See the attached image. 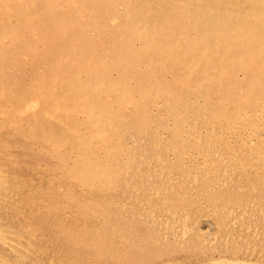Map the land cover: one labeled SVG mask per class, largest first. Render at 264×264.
Instances as JSON below:
<instances>
[{
	"label": "rangeland",
	"instance_id": "obj_1",
	"mask_svg": "<svg viewBox=\"0 0 264 264\" xmlns=\"http://www.w3.org/2000/svg\"><path fill=\"white\" fill-rule=\"evenodd\" d=\"M143 1L144 0H134L135 7L133 8L134 9L133 12L135 14L133 13V15H135L134 17H136L138 15V17L144 19L145 29L148 31V33H150V31L153 30L156 25H158L157 23L160 21V19L162 17L166 16V14L168 16L170 11H171V13L173 10L177 11L176 6L179 3L187 1V0H149L153 3V4L152 3H150V4H152L154 6V10L148 11V12H143V11H146V10H143L141 7ZM199 1L200 0H193V1L189 0V2H190L189 4H190V6L195 7ZM201 1L209 2L211 0H201ZM57 4L59 5L58 11H60V8L64 9V3L62 1L58 0ZM139 4H140V6H139ZM109 10L111 11V9H109ZM120 10L122 11L121 7H119L118 11H120ZM92 13L94 14L93 10L91 12H89L86 9H82V18H81L82 22L83 23L86 22L90 18V16L93 15ZM1 18H2V16H1ZM116 19H117V21H116V23H117L120 20V17H117ZM0 20H2V19H0ZM152 21H154V22H152ZM95 22L101 23L102 19L97 17V20H95ZM191 32L193 33V31L190 30L189 33L192 34ZM98 34L99 33L97 32V28L95 26L89 27L88 28V37H87L89 39L88 42L90 41L92 43L93 40L96 39ZM104 36H105L104 42L102 45H100L98 47V49H99V51L101 50L103 53L106 54V57H105L103 62H108L109 59H111L113 56L112 55L113 44H112L111 34L109 32L104 33ZM123 36H124V33H123ZM29 38L32 39L34 42H36V40H38V37H32L31 35H29ZM69 38H72V36H70ZM11 41H12V39H10V37H8V36L3 37L2 36L0 38V48L2 45L11 44L10 43ZM133 42H134V45L136 47H139L142 45V39L137 37V36H133ZM216 45H218V44H216ZM223 46L226 47V44ZM115 48H116V45H115ZM151 48H155V45L153 43L151 45ZM262 49H263V51H262ZM214 50L216 52V49H214ZM178 51H180V54L178 55V57H181V59L183 56H186V54L183 53L181 50H178ZM225 51H227V50H225ZM212 53H213L212 50L209 51L211 62L212 61L214 63L216 61L221 62V61H219V57H217V53H213V55H212ZM260 56H261L262 60L264 61V47H262L260 50ZM225 59L228 61H232L233 60V53L230 51H227L225 53ZM33 61H34V58L31 54L30 50H23L21 52L20 58L14 59L15 63L13 61H10L8 63L5 62L4 64H2L0 62V73L2 74V77L0 76L1 77L0 78V111H1L0 112V157H1L0 158V170H1L0 171L1 172L0 173V180L5 182V186H0V189L4 190L6 188L5 190L7 191V193H9L10 196L12 195L11 198L9 197L8 199H10V200L13 199V201H9L7 199L8 201L5 202L6 205L3 204L4 202L0 204V216L4 217L5 224L8 225L9 227H11V228H9L10 229L9 234L12 237V239H14L16 237L14 240L18 243L15 252L8 250V249H5L2 246H0V254L1 255L3 254V256L7 260H9L10 264L20 263V261H21L20 259H25V261H26L25 263H27V264H46V262H47V264H90V263L91 264H114V263L115 264H135L136 262H137L136 264H154V263L155 264H188V263L189 264H203V263L209 262L211 260H212L211 262L213 264H233L234 261H235L234 264H241V263L251 264V263H254L253 260L255 261L254 264H258V262H260L259 264L264 263V254H263L264 253V237H263L264 236V224H263L264 223V218H263L264 217V212H263L264 211V181H263L264 180V172H263L264 171V168H263L264 167V165H263L264 164V103H263L264 100L258 98V95L262 94L260 91V88L258 90L256 89L255 93H250V94H247L244 91V90H248V86L246 83L247 78L249 79V77L251 75H253L254 72L256 73L255 70H254V72H250V70H249L250 68L247 69V68L241 67V68H238V70L236 72H234L235 78L237 81L235 84V87L237 90L235 93H233V95L235 97H238V92H237L238 88H240L241 86L244 85V88H240L242 91L241 95H244L247 97L243 101H241L239 103L236 102L235 104L232 105V107L230 108L232 113L231 114L229 113L231 115L230 116L231 119L229 116L227 117L225 115H219V114L214 115L213 114V110L215 109V107H217L218 99L222 98L224 96V94H223V92H224V87H223L224 81H228L229 76H231V74L229 73V67L227 64H224V67L222 70L223 74H222V82L221 83L219 82L218 84L217 83L211 84V83H208L199 77L200 79H202L201 82L199 83V84H201V85H199V87L197 85L193 88H190L185 83L180 82L179 84L175 85L174 89L172 90V93H169L170 97L166 93H160V95L152 93L149 95L147 94V97L142 99L139 96V94H137L133 97L134 100L129 102V104H128V102L123 104V105H118L116 103H113L112 106L114 108L112 109L113 114H111L112 116L110 117L111 119L109 120L110 121L109 127L113 128L116 126L117 138H115L116 135H114V137H113L114 138L113 139V141H114L113 145L115 147L112 149L111 152H108V153L105 152L104 148L101 149L102 147H100V148H98L99 150L97 149V151L96 150L93 151L92 154L96 155L95 157H94V155L91 154L92 159L101 160L100 162H102V160H103L102 156L105 159H107V158L109 159L111 157L109 160L108 159L103 160V162L106 163V161H107V162L111 163V165L113 166L112 167L113 173L110 172L112 174L110 176L111 179H109V181H108L107 178L106 179L98 178V179H95V182H94V180H90V181L86 182L87 180H83V178L85 179L86 177L82 178V176H78L76 174V172H74L75 166L72 165V164H76L75 159L77 160V156H78V152H77V149L75 146V144H76V138L75 137H77V135L74 136L69 132L67 134L68 137L66 136L65 137L66 139L64 138V140H63L64 143L62 142V144H61L58 142L59 141L58 139L60 136L59 134L61 132V128L63 129V125L59 122L58 119L62 116H65V114H64L65 111H63L62 109L58 110L56 112V116L54 114L55 117H50L49 115H45L46 114L45 110H47L49 108V105L45 101H42L38 105V107L33 108L32 111H29V112L23 111L22 105L20 106L19 104H14L13 102L11 103V96L13 94L17 93L18 91L20 93H22L24 98H29V94H31V93L29 92V90L26 91V86H27L26 84L28 83V81L31 78V74L33 72V69L35 68V69H38L40 71H43L45 69L44 64H40L37 67H35L33 64ZM179 64H181L180 60L173 59V61L169 65L174 66L175 68H179L181 66ZM101 66H103V65H101ZM143 66H144V64L141 65V68H143ZM129 69L131 71H134L136 68L132 67ZM194 72L195 71H193L191 73V75L197 76L196 74H194ZM117 73H118L117 70H114L111 73V76L116 77V76H118ZM163 76H164V78L171 77L169 67H165V71H163L160 74V76L157 77V79L161 80L163 78ZM155 86H157V83H155ZM152 89L154 90L156 88H152ZM213 90H215V91H213ZM185 92H187V93H185ZM90 95H91L90 98H93V96H95L96 94H95V92L94 93L92 92V93H90ZM180 95H181V97H180ZM217 95H218V97H217ZM152 97H154V98H152ZM166 99H168V100H166ZM136 100H137V102H136ZM140 100H142V101H140ZM138 101H140V102H138ZM151 102H152V104H151ZM172 102H174V103H172ZM240 103H241V105H240ZM179 104H180V106H179ZM16 105H18V106H16ZM147 106H149V107H147ZM145 107H147V108H145ZM110 108H111V106H110ZM149 108L151 110L154 109V111L153 110L151 111ZM173 108H175V109H173ZM148 109L151 111V113ZM142 110H144V111H142ZM52 112H54V111H52ZM87 114L88 113H86V110L83 111L82 109H79V110L75 109L70 113L71 123H74L77 126H81L82 128L79 127L80 131L78 134L79 135L85 134V137H89L93 133V131L91 133V130H92V127L94 125L91 115L88 114L89 115L88 116ZM201 114H203V115H201ZM141 116H143V117H141ZM170 116H172V117H170ZM17 117H19V118H17ZM113 117H114V119H113ZM155 117L157 120L155 119ZM192 117H193V119H192ZM137 118H139V119H137ZM86 119H87V121H86ZM203 119H204V121H203ZM55 120H57V121H55ZM89 120H91V121L89 122ZM119 120H122V121H119ZM124 121H125V123H124ZM139 122H140V124H139ZM151 122H152V125H151ZM166 122H167V124H166ZM118 123H120V124H118ZM162 123H163V125H162ZM212 123H213V125H212ZM176 124H177V126H176ZM216 124H217V127H216ZM231 124H232V126H231ZM120 125H122V126H120ZM225 125H228V127L227 126L225 127ZM157 126H158V129H157ZM175 126H176V128H175ZM136 127H137V129H136ZM145 129H146V132H145ZM65 131H67L66 128H65ZM200 131H201V133H200ZM233 131H234V133H233ZM43 132H45L46 134H44ZM126 132H128V135L126 134ZM197 132H198V134H197ZM208 132L212 133V134H208ZM224 132H226V133H224ZM48 133L50 135H47ZM242 133L244 135H242ZM174 134L177 136H173ZM217 134H218V136H217ZM118 135H120V136H118ZM161 135H163V136H161ZM169 135H171V136H169ZM185 135L188 137H186ZM196 135H198V136H196ZM181 136H182V138H181ZM192 136H194L195 139ZM51 137H53V139ZM129 137H130V139H129ZM151 137H153V138H151ZM161 137H163V138H161ZM231 137H232V139H231ZM45 138L47 140L49 138V140L47 141ZM56 138H58V139H56ZM120 138H121V140H120ZM167 138H168V140H167ZM169 139H170V141H169ZM131 140H132V142H131ZM153 140H154V142H153ZM41 141H43V142H41ZM178 141H180V142H178ZM189 141L191 144L189 143ZM56 143L58 146L56 145ZM153 143L156 147L153 146ZM172 143H173V145H175V147H173ZM179 143H180V145H178ZM184 143L186 144V146ZM214 143H216V144L214 145ZM29 144L30 145L32 144L31 147ZM46 144H47V148H45ZM221 144L222 145L224 144V145L222 146ZM139 145H141V146H139ZM251 145H253V146H251ZM221 146H222V148H221ZM51 148L53 149V151ZM133 148L135 149V151ZM143 148H145V149H143ZM59 149H61V150H59ZM170 149H171V151H170ZM216 149H217V151H216ZM49 150H50V152H49ZM70 150H72V151H70ZM225 150H227V151H225ZM55 151H57V153ZM114 151H116V152H114ZM238 151H239V153H238ZM181 152L183 153V155ZM13 153H14V155H13ZM66 153H68V154H66ZM99 153L101 155H97ZM161 153H164V155ZM167 154H168V156L170 154L171 155L168 157ZM161 155H163V156H161ZM175 155H177L178 157ZM184 156H186V157H184ZM226 156H227V158H226ZM8 157L10 159H8ZM11 157H13V158H11ZM67 157L69 159L68 161H67ZM71 157H72L73 161L71 160ZM134 157H136V158H134ZM49 159H50V161H49ZM246 159H247V161H246ZM56 160L59 164L56 162ZM113 160H116V162ZM212 161H213V163H212ZM14 162H15V165H14ZM54 163L56 165H54ZM117 163H118V165H117ZM62 164L65 166H62ZM124 164H126V165H124ZM175 164H176V166H175ZM72 166H74V167H72ZM6 167L8 170H6ZM260 167L262 168V170ZM175 168H177V169H175ZM190 168H192V169H190ZM91 169H92L91 165H89L87 167V170L89 171ZM186 169L188 170V173H187ZM35 170H37V171H35ZM177 170H178V172H177ZM223 170H224V172H222ZM250 170H252L253 174H251ZM45 171H46V173H45ZM50 171H52V172H50ZM142 172H143V174H142ZM180 172L182 174H180ZM248 172H250V173H248ZM66 173H67L68 177H64V176H66ZM151 174H153V175H151ZM174 174H175V176H174ZM188 174H190V175H188ZM261 174L263 175V177ZM19 175L21 176V178ZM57 175H59V176H57ZM88 175L89 174H87V176ZM13 176H15V177H13ZM213 176H214V178H212ZM235 176H236V178H235ZM8 177H11L12 179L8 178ZM113 177H116V178L112 179ZM177 177H179L180 179ZM19 178L22 180H20ZM27 178H29L28 181L26 180ZM17 179H18V181H17ZM39 179H40V181H39ZM43 179L45 180L46 183L44 182ZM69 179H71V180H69ZM117 179H118V181H117ZM10 180H11V182H10ZM24 180L26 182H24ZM52 180H53V182H52ZM171 180L173 181V183ZM210 180H212V181H210ZM8 181L11 184H9ZM31 181H33V182H31ZM73 181L75 182V184ZM204 182H205V184H204ZM208 182L210 183V185ZM257 182H259V183H257ZM12 183H13V185H12ZM7 184H9V185H7ZM53 184L57 185V186H54ZM117 184H118V186H117ZM41 185H43V186H41ZM102 186H103V188H102ZM175 186H176V188H175ZM196 186H198V188ZM3 187H5V188H3ZM27 187H28V189H27ZM37 187H38V189H37ZM207 187H208V189H207ZM90 188H91V191H89ZM177 188H178V190H176ZM7 189H10L11 191L10 190L8 191ZM42 189H44L45 191ZM115 189H116V192H115ZM123 189H125V190H123ZM209 189H210V191H209ZM14 190H15V192H14ZM33 190H34V192H33ZM93 190H94V192H93ZM135 190H136V192H135ZM191 190H193V191H191ZM178 191H180V192L178 193ZM196 191H197V193H196ZM52 192H54V193H52ZM169 192H171V193H169ZM262 192H263V194H262ZM93 193H94V195H93ZM115 193L116 194L118 193V194L116 195ZM43 194H45V195H43ZM24 195L26 197H24ZM31 195H32V197H31ZM52 195H53V197H52ZM88 195H90V197ZM116 196H118V197H116ZM163 196H164V198H163ZM14 197L16 199H14ZM68 197H69V199H68ZM180 197H182V198L180 199ZM50 198L53 201H51ZM93 198H94V200H93ZM37 199H38V201H37ZM106 200H107V202H106ZM130 200H131V202H130ZM140 200H142L143 202ZM151 200H153V201H151ZM164 200H166V201L164 202ZM19 201H21V202H19ZM116 201H118V202H116ZM244 201H246V202H244ZM104 202L106 203V205ZM150 202H151V204H150ZM156 202H157V204H156ZM13 203H14V206H13ZM27 203L29 204V206ZM57 203H58V205H57ZM136 203H137V205H136ZM10 204H12V205H10ZM31 204L33 205V207ZM118 204H120L119 205L120 207L117 206ZM181 204H182V206H181ZM187 204H189V205H187ZM23 205H25V206H23ZM100 205H102V206H100ZM138 205H139V207H138ZM232 205H234V206H232ZM249 205H250V207H249ZM18 206H20V207H18ZM178 206H180V207H178ZM46 207H48V208H46ZM106 207H110V208H106ZM244 207H245V209H244ZM3 208H4V210H3ZM7 208H8V210H7ZM45 208H46V210H45ZM105 208H106V210H105ZM115 208H117V209H115ZM119 208H120V210H119ZM121 208H123V209H121ZM132 208H134V209H132ZM16 209H18V210H16ZM190 209L192 211H190ZM25 210H26V212H25ZM107 210H108V212H107ZM33 211H36V212H33ZM55 211H56V213H55ZM91 211H92V213H91ZM102 211H104V212L102 213ZM1 212H2V214H1ZM4 212H5V214H3ZM109 212H110V214H109ZM259 212H260V214H259ZM10 213H11V215H10ZM19 213L21 214V216ZM149 213H151V214H149ZM154 213H156V214L154 215ZM161 213H163V214H161ZM222 213H224V214L222 215ZM38 214H39V216H38ZM81 214H82V217H81ZM128 214H129V216H128ZM196 214H197V217L195 216ZM56 215H57V217H56ZM100 215L102 218L100 217ZM15 216H17V217H15ZM119 216H120V218H119ZM24 217L26 218V220L24 219ZM28 217H30V218H28ZM218 217H220V218H218ZM142 218H143V220H142ZM69 219H70V221H69ZM101 219H102V221H101ZM189 220H190V222H189ZM194 220H196V221H194ZM33 221H35V222H33ZM80 221H82L83 223ZM148 221H150V222H148ZM155 221L156 222L158 221V222L156 223ZM185 221H187V222H185ZM256 221H257V223H256ZM160 222H162V223L160 224ZM195 223H197V224H195ZM53 224L55 227L53 226ZM184 224H186V226L187 225H189V226L186 227V226H184ZM129 225L132 228H130ZM164 225H165V227H164ZM197 225H199V226H197ZM238 225H240V227ZM110 226H111V228H110ZM255 226H256V228H255ZM152 227H153V229H152ZM189 227H191L190 230H188ZM94 228H95V230H94ZM168 228H169V230H168ZM202 228H203V230H202ZM15 229L16 230L18 229V230L16 231ZM96 229H98V230H96ZM194 229H195V231H194ZM239 231H240V233H239ZM76 232H77V234H76ZM130 232H131V234H130ZM156 232H157V234H156ZM175 232L177 235L175 234ZM186 232H188V233H186ZM41 233H43V234H41ZM183 233H186L187 235L183 234ZM195 233H197L198 235H195ZM169 234H170V236H169ZM174 234H175V236H174ZM64 235H66V236H64ZM210 235H212V236H210ZM20 236H22V237H20ZM27 236L28 237L30 236V237L27 238ZM222 236H224V237H222ZM243 237L245 238L244 240H243ZM171 239H172V241H171ZM199 239H200V241H199ZM250 239H251V241H250ZM69 240H71V243ZM161 240H163V241H161ZM187 240H189V241H187ZM216 240H217V242H216ZM254 241H255V243H254ZM210 242H212V243H210ZM238 242H239V244H238ZM194 243H196V244L194 245ZM206 243H208V244H206ZM215 243L218 245V247ZM221 243L222 244L224 243V244L221 245ZM184 244H185V246H184ZM210 244L212 246H210ZM190 245H191V247H190ZM204 245H207L208 249H206L207 247H205ZM22 246H24V247H22ZM83 246H85V248ZM192 246H194V247H192ZM214 246L217 248H215ZM222 246H223V249H222ZM168 247L170 248V250ZM256 248H258V249H256ZM1 249H3V250H1ZM194 249H196V250H194ZM199 249L203 252H201ZM216 249H217V251H216ZM219 249H220V252H219ZM226 249H227V251H226ZM237 249H238V251H237ZM87 250H90V252ZM95 250L97 251V254H96ZM28 251L30 253H27ZM224 251H226V252H224ZM8 252H9V254H8ZM186 252H187V254H186ZM214 252L215 253L217 252V253L215 254ZM4 253H6V254L4 255ZM205 253H207V254H205ZM250 253H252V254H250ZM63 254L65 256H63ZM181 254H182V256H181ZM203 254H204L205 258L203 257ZM85 255H87V256H85ZM183 255L186 258H184ZM190 255H192V256H190ZM94 256H95V258H94ZM87 257H88V259H87ZM173 257L175 258V260ZM187 258L189 260L191 258V260L189 261ZM193 258H195V260ZM220 258H221V260H220ZM13 259H15V261ZM33 259H35V260H33ZM199 259L203 262H201ZM27 260H29V261H27ZM47 260L48 261L51 260V262L50 261L48 262ZM112 261H113V263H112ZM228 261H230V262H228ZM256 261H258V262L256 263ZM190 262H192V263H190Z\"/></svg>",
	"mask_w": 264,
	"mask_h": 264
},
{
	"label": "bare ground",
	"instance_id": "obj_2",
	"mask_svg": "<svg viewBox=\"0 0 264 264\" xmlns=\"http://www.w3.org/2000/svg\"><path fill=\"white\" fill-rule=\"evenodd\" d=\"M64 3V9L60 8L58 0H0V38L8 36L12 41L9 45H2L0 48V62L4 64L14 59L20 58L23 50H30L34 61L33 64L37 67L40 64L45 65V69L40 71L33 69L31 78L26 84V91L29 90V98H24L19 91L11 96V103L22 105L23 111H32L33 108L45 101L49 108L45 110L46 114L50 117H55L58 110L65 111V116L60 117L58 120L63 125L61 128L59 143H64V138L70 132L72 135H77L76 149L78 152L74 172L78 176L86 177L83 180H90L103 178L111 179L112 165L111 163L103 162L101 160H94L91 158L93 151L98 148H104L105 152H111L115 147L113 145V137L116 135V126L111 128L110 117L112 116L113 103L123 105L131 102L133 97L137 94L144 99L147 94L172 93L176 84L185 83L188 87L193 88L199 84L201 80L208 83H221L222 70L224 64L229 67L228 81H224V96L217 101V107L213 110V114L231 116V107L236 102L243 101L247 96L241 95V89L244 85L238 88V97L233 93L236 92V78L234 72L238 68H247L253 75L247 78L248 90L245 93H255L256 89L260 88L262 94L258 95L259 99L264 100V61L260 56V50L264 47V0H211L199 1L195 7L190 6L189 0L179 3L176 6L177 11L169 12L168 16L162 17L153 30L148 33L145 29L144 19L134 17L133 11L135 7L134 0H60ZM193 1V0H192ZM142 2V1H141ZM151 1L144 0L141 7L143 12L154 10ZM141 4V3H140ZM139 4V6H140ZM121 5V6H120ZM121 7L122 11H118ZM82 9L89 12L92 10L94 14L86 22H82ZM111 9V11L109 10ZM141 9V10H142ZM138 13V12H137ZM135 14V13H134ZM145 14V13H144ZM150 14V13H149ZM148 15V14H147ZM2 16V18H1ZM141 16V15H140ZM98 18L102 19L101 23L95 22ZM117 17L120 20L116 23ZM142 17V16H141ZM146 17V16H145ZM143 19V20H142ZM147 20V19H146ZM145 20V21H146ZM101 21V20H100ZM148 21V20H147ZM150 22V21H149ZM154 22V21H152ZM147 24V23H146ZM151 24V23H150ZM153 24V23H152ZM148 25V24H147ZM96 27L99 33L95 40L91 43L88 42V28ZM147 28V27H146ZM149 28V27H148ZM193 31L192 34L189 32ZM195 30V31H194ZM111 34L113 52L112 58L108 62H103L106 54L98 47L103 44L105 36L104 33ZM124 33V36H123ZM194 34V35H193ZM38 37L34 42L29 38ZM72 36V38H69ZM133 36L142 39V45L136 47L133 42ZM152 43L155 48H151ZM218 44V45H216ZM226 44V47L223 45ZM116 45V48H115ZM216 49V52L215 50ZM181 50L186 56L178 57ZM217 53L219 61L215 63L209 55V51ZM233 53V60L228 61L225 59L227 51ZM263 51V49H262ZM212 53V55H213ZM215 56V55H214ZM173 59L181 61L179 68L170 66L169 64ZM15 63V62H14ZM144 64L143 68L141 65ZM103 65V66H101ZM140 65V66H139ZM135 67L134 71L129 68ZM165 67H169L171 77H166L163 80H158L157 77L165 71ZM193 69V70H192ZM117 70L118 76L113 77L111 73ZM194 72L197 76L191 75ZM226 71V70H225ZM249 72V73H250ZM237 74V73H236ZM2 77V74L0 73ZM0 77V78H1ZM202 79H200V78ZM200 79V80H199ZM263 80V81H262ZM203 82V81H202ZM157 83V86H155ZM155 86V87H154ZM263 87V88H262ZM156 88V89H152ZM219 88V87H218ZM178 89V88H177ZM202 89V88H201ZM215 91V90H213ZM95 92V96L90 98V93ZM210 92V91H209ZM187 93V92H185ZM215 94V93H214ZM182 95V94H181ZM180 95V97H181ZM209 95V94H208ZM216 95V94H215ZM27 97V96H26ZM137 97V96H136ZM157 97V96H156ZM170 97V96H169ZM189 97V96H188ZM215 97V96H214ZM218 97V95H217ZM140 98V99H141ZM154 98V97H152ZM164 98V97H163ZM172 99V98H171ZM177 99V98H176ZM156 100V99H155ZM168 100V99H166ZM182 100V99H181ZM142 101V100H140ZM138 101V102H140ZM152 101V100H151ZM177 101V100H176ZM187 101V100H186ZM2 102V101H1ZM137 102V100H136ZM150 102V101H149ZM178 102V101H177ZM182 102V101H181ZM188 102V101H187ZM4 103V102H3ZM166 103V102H165ZM174 103V102H172ZM214 103V102H213ZM251 103V102H250ZM259 103V102H258ZM264 103V102H263ZM145 104V103H144ZM143 104V105H144ZM152 104V102H151ZM187 104V103H186ZM195 104V103H194ZM207 104V103H206ZM140 105V104H139ZM138 105V106H139ZM148 105V104H147ZM156 105V104H155ZM166 105V104H165ZM175 105V104H174ZM173 105V106H174ZM178 105V104H177ZM188 105V104H187ZM241 105V103H240ZM18 106V105H16ZM111 106V108H110ZM141 106V105H140ZM168 106V105H167ZM180 106V104H179ZM51 107V108H50ZM123 107V106H122ZM125 107V106H124ZM149 107V106H147ZM145 107V108H147ZM154 107V106H153ZM178 107V106H177ZM20 108V107H19ZM118 108V107H117ZM254 108V107H253ZM82 109L91 115L93 119V127L89 137L85 134H78L81 126L71 123L70 113L73 110ZM121 109V108H120ZM124 109V108H123ZM150 109V108H149ZM148 109V110H149ZM175 109V108H173ZM193 109V108H192ZM198 109V108H197ZM248 109V108H247ZM133 110V109H132ZM146 110V109H145ZM151 110V109H150ZM149 110V111H150ZM154 111V109H152ZM151 110V111H152ZM156 110V109H155ZM168 110V109H167ZM54 111V112H52ZM81 111V110H80ZM125 111V110H124ZM144 111V110H142ZM148 111V112H149ZM150 111V113H151ZM160 111V110H159ZM169 111V110H168ZM1 112V111H0ZM165 112V111H164ZM176 112V111H175ZM205 112V111H204ZM35 113V112H34ZM44 113V112H43ZM120 113V112H119ZM124 113V112H123ZM159 113V112H158ZM162 113V112H161ZM179 113V112H178ZM187 113V112H186ZM202 113V112H201ZM230 113V114H229ZM246 113V112H245ZM55 114V116H54ZM87 114V115H88ZM116 114V113H115ZM140 114V113H139ZM155 114V113H154ZM181 114V113H180ZM179 114V115H180ZM210 114V113H209ZM44 115V116H45ZM60 115V114H59ZM88 115V116H89ZM141 115V114H140ZM148 115V114H147ZM170 115V114H169ZM188 115V114H187ZM203 115V114H201ZM255 115V114H254ZM40 116V115H39ZM76 116V115H75ZM118 116V115H117ZM116 116V117H117ZM152 116V115H151ZM158 116V115H157ZM47 117V116H46ZM119 117V116H118ZM140 117V116H139ZM143 117V116H141ZM160 117V116H159ZM163 117V116H162ZM167 117V116H166ZM172 117V116H170ZM19 118V117H17ZM169 118V117H168ZM167 118V119H168ZM181 118V117H180ZM187 118V117H186ZM53 119V118H52ZM114 119V117H113ZM112 119V120H113ZM122 119V118H121ZM126 119V118H125ZM139 119V118H137ZM154 119V118H153ZM156 119V117H155ZM161 119V118H160ZM166 119V118H165ZM172 119V118H171ZM193 119V117H192ZM212 119V118H211ZM218 119V118H217ZM231 119V117H230ZM51 120V119H50ZM129 120V119H128ZM157 120V119H156ZM164 120V119H163ZM184 120V119H183ZM196 120V119H195ZM207 120V119H206ZM57 121V120H55ZM77 121V120H76ZM87 121V119H86ZM91 120H89L90 122ZM122 121V120H119ZM131 121V120H130ZM172 121V120H171ZM204 121V119H203ZM236 121V120H235ZM74 122V121H73ZM138 122V121H137ZM147 122V121H146ZM163 122V121H162ZM173 122V121H172ZM192 122V121H191ZM114 123V122H113ZM125 123V121H124ZM123 123V124H124ZM164 123V122H163ZM162 123V125H163ZM43 124V123H42ZM89 124V123H88ZM120 124V123H118ZM140 124V122H139ZM159 124V123H158ZM167 124V122H166ZM173 124V123H172ZM208 124V123H207ZM114 125V124H113ZM138 125V124H137ZM152 125V122H151ZM190 125V124H189ZM199 125V124H198ZM213 125V123H212ZM248 125V124H247ZM258 125V124H257ZM39 126V125H38ZM122 126V125H120ZM161 126V125H160ZM168 126V125H167ZM177 126V124H176ZM175 126V128H176ZM184 126V125H183ZM195 126V125H194ZM211 126V125H210ZM224 126V125H223ZM228 125H225V127ZM232 126V124H231ZM80 127V128H79ZM144 127V126H143ZM149 127V126H148ZM152 127V126H151ZM156 127V126H155ZM164 127V126H163ZM169 127V126H168ZM188 127V126H187ZM200 127V126H199ZM217 127V124H216ZM41 128V127H40ZM50 128V127H49ZM65 128L67 131H65ZM145 128V127H144ZM162 128V127H161ZM179 128V127H178ZM194 128V127H193ZM208 128V127H207ZM246 128V127H245ZM254 128V127H253ZM47 129V128H46ZM60 129V128H59ZM124 129V128H123ZM134 129V128H133ZM137 129V127H136ZM156 129V128H155ZM158 129V126H157ZM168 129V128H167ZM166 129V130H167ZM131 130V129H130ZM129 130V131H130ZM142 130V129H141ZM140 130V131H141ZM193 130V129H192ZM219 130V129H218ZM244 130V129H243ZM252 130V129H251ZM256 130V129H255ZM42 131V130H41ZM48 131V130H47ZM88 131V130H87ZM136 131V130H135ZM149 131V130H148ZM162 131V130H161ZM173 131V130H172ZM238 131V130H237ZM146 132V129H145ZM159 132V131H158ZM189 132V131H188ZM187 132V133H188ZM199 132V131H198ZM197 132V134H198ZM243 132V131H242ZM13 133V132H12ZM46 134L45 132H43ZM139 133V132H138ZM167 133V132H166ZM178 133V132H177ZM184 133V132H183ZM201 133V131H200ZM219 133V132H218ZM226 133V132H224ZM232 133V132H231ZM234 133V131H233ZM246 133V132H245ZM263 133V132H262ZM52 134V133H51ZM89 134V133H88ZM124 134V133H123ZM128 135V132H126ZM137 134V133H136ZM135 134V135H136ZM160 134V133H159ZM192 134V133H191ZM196 134V133H195ZM204 134V133H203ZM208 134H212L209 133ZM47 135H50L49 133ZM46 135V136H47ZM54 135V134H53ZM183 135V134H182ZM206 135V134H205ZM220 135V134H219ZM222 135V134H221ZM242 135H244L242 133ZM87 136V135H86ZM120 136V135H118ZM155 136V135H154ZM153 136V137H154ZM163 136V135H161ZM171 136V135H169ZM177 136V135H173ZM184 136V135H183ZM186 136V135H185ZM198 136V135H196ZM200 136V135H199ZM211 136V135H210ZM218 136V134H217ZM241 136V135H240ZM258 136V135H257ZM34 137V136H33ZM50 137V136H49ZM68 137V136H67ZM70 137V136H69ZM125 137V136H124ZM151 137V138H153ZM159 137V136H158ZM188 137V136H186ZM194 138V136H192ZM229 137V136H228ZM242 137V136H241ZM240 137V138H241ZM253 137V136H252ZM251 137V138H252ZM43 138V137H42ZM53 139V137H51ZM117 138V135L116 137ZM163 138V137H161ZM176 138V137H175ZM182 138V136H181ZM191 138V137H190ZM206 138V137H205ZM46 139V138H45ZM66 139V138H65ZM127 139V138H126ZM130 139V137H129ZM134 139V138H133ZM195 139V138H194ZM197 139V138H196ZM225 139V138H224ZM232 139V137H231ZM239 139V138H238ZM245 139V138H244ZM26 140V139H25ZM43 140V139H42ZM47 140V139H46ZM49 140V138H48ZM47 140V141H48ZM116 140V139H115ZM121 140V138H120ZM162 140V139H161ZM168 140V138H167ZM188 140V139H187ZM186 140V141H187ZM229 140V139H228ZM28 141V140H27ZM34 141V140H33ZM44 141V140H43ZM41 141V142H43ZM61 141V142H60ZM129 141V140H128ZM134 141V140H133ZM140 141V140H139ZM170 141V139H169ZM174 141V140H173ZM184 141V140H183ZM191 141V140H190ZM189 141V143H190ZM203 141V140H202ZM205 141V140H204ZM250 141V140H249ZM31 142V141H30ZM38 142V141H37ZM132 142V140H131ZM154 142V140H153ZM156 142V141H155ZM164 142V141H163ZM167 142V141H166ZM175 142V141H174ZM180 142V141H178ZM225 142V141H224ZM233 142V141H232ZM239 142V141H238ZM243 142V141H242ZM127 143V142H126ZM162 143V142H161ZM169 143V142H168ZM171 143V142H170ZM176 143V142H175ZM207 143V142H206ZM217 143V142H216ZM214 143V145L216 144ZM235 143V142H234ZM37 144V143H36ZM40 144V143H39ZM44 144V143H43ZM60 144V145H61ZM149 144V143H148ZM166 144V143H165ZM185 144V143H184ZM191 144V143H190ZM204 144V143H203ZM212 144V143H211ZM219 144V143H218ZM226 144V143H225ZM233 144V143H232ZM30 145V144H29ZM32 145V144H31ZM30 145V147H31ZM45 145V144H44ZM57 145V143H56ZM73 145V144H72ZM71 145V146H72ZM143 145V144H142ZM150 145V144H149ZM148 145V146H149ZM173 145V143H172ZM180 145V143L178 144ZM222 145V144H221ZM224 145V144H223ZM222 145V146H223ZM235 145V144H234ZM233 145V146H234ZM43 146V145H42ZM53 146V145H52ZM58 146V145H57ZM126 146V145H125ZM137 146V145H136ZM141 146V145H139ZM153 146L156 147L153 143ZM186 146V144H185ZM221 146V148H222ZM243 146V145H242ZM253 146V145H251ZM18 147V146H17ZM29 147V146H28ZM55 147V146H54ZM169 147V146H168ZM175 147V145H173ZM228 147V146H227ZM232 147V146H231ZM262 147V146H261ZM8 148V147H7ZM33 148V147H32ZM47 148V144L46 147ZM124 148V147H123ZM130 148V147H129ZM128 148V149H129ZM142 148V147H141ZM158 148V147H157ZM156 148V149H157ZM162 148V147H161ZM207 148V147H206ZM243 148V147H242ZM254 148V147H253ZM10 149V148H9ZM52 149V148H51ZM73 149V148H72ZM75 149V148H74ZM121 149V148H120ZM125 149V148H124ZM134 149V148H133ZM145 149V148H143ZM155 149V150H156ZM163 149V148H162ZM161 149V150H162ZM178 149V148H177ZM191 149V148H190ZM240 149V148H239ZM24 150V149H23ZM61 150V149H59ZM99 150V149H98ZM150 150V149H149ZM174 150V149H173ZM207 150V149H206ZM230 150V149H229ZM228 150V151H229ZM232 150V149H231ZM53 151V149H52ZM72 151V150H70ZM135 151V149H134ZM158 151V150H157ZM171 151V149H170ZM217 151V149H216ZM227 151V150H225ZM234 151V150H233ZM242 151V150H241ZM10 152V151H9ZM28 152V151H27ZM50 152V150H49ZM57 153V151H55ZM69 152V151H68ZM116 152V151H114ZM127 152V151H126ZM141 152V151H140ZM183 152V151H182ZM181 152V153H182ZM257 152V151H256ZM12 153V152H11ZM52 153V152H51ZM98 153V152H97ZM138 153V152H137ZM148 153V152H147ZM146 153V154H147ZM152 153V152H151ZM176 153V152H175ZM228 153V152H227ZM239 153V151H238ZM258 153V152H257ZM2 154V153H1ZM68 154V153H66ZM71 154V153H70ZM69 154V155H70ZM74 154V153H73ZM131 154V153H130ZM140 154V153H139ZM164 155V153H161ZM213 154V153H212ZM220 154V153H219ZM5 155V154H4ZM14 155V153H13ZM23 155V154H22ZM46 155V154H45ZM94 155V154H92ZM97 155H101L100 153ZM152 155V154H151ZM154 155V154H153ZM161 155V156H163ZM171 155V154H170ZM169 155V156H170ZM183 155V153H182ZM199 155V154H198ZM236 155V154H235ZM242 155V154H241ZM260 155V154H259ZM8 156V155H7ZM68 156V155H67ZM96 155H94L95 157ZM134 156V155H133ZM168 156V154H167ZM168 156V157H169ZM177 156V155H175ZM174 156V157H175ZM192 156V155H191ZM255 156V155H254ZM117 157V156H116ZM131 157V156H130ZM156 157V156H155ZM158 157V156H157ZM178 157V156H177ZM186 157V156H184ZM219 157V156H218ZM243 157V156H242ZM1 158V157H0ZM13 158V157H11ZM45 158V157H44ZM76 158V157H75ZM100 158V157H99ZM111 158V157H110ZM109 158V159H110ZM115 158V157H114ZM113 158V159H114ZM132 158V157H131ZM136 158V157H134ZM159 158V157H158ZM182 158V157H181ZM216 158V157H215ZM227 158V156H226ZM232 158V157H231ZM246 158V157H245ZM249 158V157H248ZM261 158V157H260ZM7 159V158H6ZM8 159H10L8 157ZM42 159V158H41ZM108 159V158H107ZM105 159V160H107ZM108 159V160H109ZM126 159V158H125ZM129 159V158H128ZM148 159V158H147ZM153 159V158H152ZM156 159V158H155ZM177 159V158H176ZM208 159V158H207ZM211 159V158H210ZM214 159V158H213ZM67 157V161H68ZM72 160V157H71ZM94 160V161H93ZM124 160V159H123ZM145 160V159H144ZM193 160V159H192ZM212 160V159H211ZM230 160V159H229ZM2 161V160H1ZM47 161V160H46ZM50 161V159H49ZM63 161V160H62ZM73 161V160H72ZM116 162V160H113ZM125 161V160H124ZM146 161V160H145ZM150 161V160H149ZM156 161V160H155ZM166 161V160H165ZM247 161V159H246ZM249 161V160H248ZM258 161V160H257ZM53 162V161H52ZM57 162V160H56ZM137 162V161H136ZM147 162V161H146ZM172 162V161H171ZM184 162V161H183ZM211 162V161H210ZM229 162V161H228ZM237 162V161H236ZM58 163V162H57ZM143 163V162H142ZM150 163V162H149ZM168 163V162H167ZM178 163V162H177ZM176 163V164H177ZM181 163V162H180ZM213 163V161H212ZM232 163V162H231ZM240 163V162H239ZM251 163V162H250ZM59 164V163H58ZM127 164V163H126ZM124 164V165H126ZM175 164V166H176ZM183 164V163H182ZM261 164V163H260ZM15 165V162H14ZM54 165H56L54 163ZM69 165V164H68ZM91 165V170L87 167ZM118 165V163H117ZM153 165V164H152ZM155 165V164H154ZM162 165V164H161ZM208 165V164H207ZM232 165V164H231ZM264 165V164H263ZM62 166H65L62 164ZM72 166V167H74ZM3 167V166H2ZM9 167V166H8ZM17 167V166H16ZM26 167V166H25ZM60 167V166H59ZM202 167V166H201ZM64 168V167H63ZM139 168V167H138ZM142 168V167H141ZM146 168V167H145ZM149 168V167H148ZM160 168V167H159ZM168 168V167H167ZM184 168V167H183ZM188 168V167H187ZM217 168V167H216ZM224 168V167H223ZM229 168V167H228ZM243 168V167H242ZM261 168V167H260ZM264 168V167H263ZM4 169V168H3ZM130 169V168H129ZM132 169V168H131ZM150 169V168H149ZM177 169V168H175ZM180 169V168H179ZM178 169V170H179ZM192 169V168H190ZM199 169V168H198ZM249 169V168H248ZM6 170L7 167H6ZM39 170V169H38ZM94 170V171H93ZM114 170V169H113ZM123 170V169H122ZM141 170V169H140ZM172 170V169H171ZM174 170V169H173ZM177 170V172H178ZM187 170V169H186ZM218 170V169H217ZM253 170V169H252ZM251 171V174L252 173ZM262 170V168H261ZM1 171V170H0ZM11 171V170H10ZM9 171V172H10ZM37 171V170H35ZM145 171V170H144ZM176 171V170H175ZM180 171V170H179ZM213 171V170H212ZM28 172V171H27ZM42 172V171H41ZM52 172V171H50ZM89 172V173H88ZM111 172V173H110ZM117 172V171H116ZM176 172V173H177ZM185 172V171H184ZM192 172V171H191ZM206 172V171H205ZM224 172V170L222 171ZM243 172V171H242ZM241 172V173H242ZM258 172V171H257ZM264 172V171H263ZM1 173V172H0ZM15 173V172H14ZM13 173V174H14ZM46 173V171H45ZM115 173V172H114ZM136 173V172H135ZM151 173V172H150ZM153 173V172H152ZM188 173V170H187ZM203 173V172H202ZM221 173V172H220ZM250 173V172H248ZM255 173V172H254ZM17 174V173H16ZM65 174V173H64ZM87 174H89L87 176ZM118 174V173H117ZM143 174V172H142ZM180 174H182L180 172ZM179 174V175H180ZM207 174V173H206ZM213 174V173H212ZM225 174V173H224ZM223 174V175H224ZM237 174V173H236ZM7 175V174H6ZM22 175V174H21ZM53 175V174H52ZM60 175V174H59ZM57 175V176H59ZM145 175V174H144ZM147 175V174H146ZM153 175V174H151ZM190 175V174H188ZM194 175V174H193ZM255 175V174H254ZM262 175V174H261ZM260 175V176H261ZM17 176V175H16ZM20 176V175H19ZM31 176V175H30ZM64 176V175H63ZM148 176V175H147ZM150 176V175H149ZM161 176V175H160ZM159 176V177H160ZM175 176V174H174ZM187 176V175H186ZM215 176V175H214ZM214 176L212 178H214ZM6 177V176H5ZM15 177V176H13ZM68 177L67 173L66 176ZM117 177V176H116ZM113 177L112 179L116 178ZM134 177V176H133ZM188 177V176H187ZM190 177V176H189ZM200 177V176H199ZM233 177V176H232ZM263 177V175H262ZM7 178V177H6ZM11 178V177H8ZM17 178V177H16ZM15 178V179H16ZM21 178V176H20ZM19 178V179H20ZM24 178V177H23ZM31 178V177H30ZM33 178V177H32ZM54 178V177H53ZM73 178V177H72ZM77 178V177H76ZM75 178V179H76ZM121 178V177H120ZM179 178V177H177ZM191 178V177H190ZM206 178V177H205ZM211 178V179H212ZM236 178V176H235ZM12 179V178H11ZM29 178L26 180L28 181ZM47 179V178H46ZM50 179V178H49ZM58 179V178H57ZM147 179V178H146ZM173 179V178H172ZM180 179V178H179ZM201 179V178H200ZM226 179V178H225ZM244 179V178H243ZM263 179V178H262ZM5 180V179H4ZM22 180V179H20ZM44 180V179H43ZM54 180V179H53ZM52 180V182H53ZM71 180V179H69ZM123 180V179H122ZM121 180V181H122ZM151 180V179H150ZM202 180V179H201ZM256 180V179H255ZM258 180V179H257ZM6 181V180H5ZM18 181V179H17ZM35 181V180H34ZM38 181V180H37ZM40 181V179H39ZM38 181V182H39ZM58 181V180H57ZM78 181V180H77ZM111 181V180H110ZM118 181V179H117ZM132 181V180H131ZM172 181V180H171ZM212 181V180H210ZM264 181V180H263ZM7 182V181H6ZM11 182V180H10ZM13 182V181H12ZM22 182V181H21ZM24 182H26L24 180ZM30 182V181H29ZM33 182V181H31ZM45 182V180H44ZM60 182V181H59ZM70 182V181H69ZM74 182V181H73ZM100 182V181H99ZM114 182V181H113ZM112 182V183H113ZM126 182V181H125ZM137 182V181H136ZM189 182V181H188ZM230 182V181H229ZM254 182V181H253ZM9 183V181H8ZM23 183V182H22ZM46 183V182H45ZM51 183V182H50ZM49 183V184H50ZM110 183V182H109ZM118 183V182H117ZM133 183V182H132ZM173 183V181H172ZM209 183V182H208ZM259 183V182H257ZM11 184V183H9ZM7 184V185H9ZM48 184V185H49ZM75 184V182H74ZM73 184V185H74ZM88 184V183H87ZM130 184V183H129ZM148 184V183H147ZM182 184V183H181ZM205 184V182H204ZM212 184V183H211ZM224 184V183H223ZM229 184V183H228ZM246 184V183H245ZM13 185V183H12ZM29 185V184H28ZM31 185V184H30ZM54 185V184H53ZM104 185V184H103ZM114 185V184H113ZM112 185V186H113ZM128 185V184H127ZM174 185V184H173ZM183 185V184H182ZM210 185V183H209ZM216 185V184H215ZM214 185V186H215ZM251 185V184H250ZM0 186H5V182L0 180ZM22 186V185H21ZM24 186V185H23ZM43 186V185H41ZM57 186V185H54ZM70 186V185H69ZM92 186V185H91ZM118 186V184H117ZM134 186V185H133ZM132 186V187H133ZM149 186V185H148ZM207 186V185H206ZM231 186V185H230ZM238 186V185H237ZM252 186V185H251ZM7 187V186H6ZM33 187V186H32ZM36 187V186H35ZM40 187V186H39ZM98 187V186H97ZM96 187V188H97ZM100 187V186H99ZM108 187V186H107ZM115 187V186H114ZM120 187V186H119ZM169 187V186H168ZM173 187V186H172ZM184 187V186H183ZM198 188V186H196ZM204 187V186H203ZM213 187V186H212ZM216 187V186H215ZM232 187V186H231ZM242 187V186H241ZM5 188V187H3ZM23 188V187H22ZM58 188V187H57ZM103 188V186H102ZM116 188V187H115ZM130 188V187H129ZM134 188V187H133ZM138 188V187H137ZM161 188V187H160ZM176 188V186H175ZM180 188V187H179ZM236 188V187H235ZM253 188V187H252ZM262 188V187H261ZM6 189V188H5ZM0 189V204L6 205V201H13L8 199L11 196L6 190ZM13 189V188H12ZM16 189V188H15ZM20 189V188H19ZM28 189V187H27ZM38 189V187H37ZM79 189V188H78ZM108 189V188H107ZM106 189V190H107ZM200 189V188H199ZM208 189V187H207ZM214 189V188H213ZM8 191L10 189H7ZM24 190V189H23ZM44 190V189H42ZM59 190V189H58ZM81 190V189H80ZM97 190V189H96ZM99 190V189H98ZM101 190V189H100ZM105 190V191H106ZM109 190V189H108ZM113 190V189H112ZM125 190V189H123ZM128 190V189H127ZM130 190V189H129ZM167 190V189H166ZM169 190V189H168ZM178 190V188L176 189ZM202 190V189H201ZM232 190V189H231ZM259 190V189H258ZM11 191V190H10ZM45 191V190H44ZM60 191V190H59ZM91 191V188L90 190ZM104 191V192H105ZM173 191V190H172ZM187 191V190H186ZM193 191V190H191ZM204 191V190H203ZM210 191V189H209ZM212 191V190H211ZM228 191V190H227ZM15 192V190H14ZM28 192V191H27ZM34 192V190H33ZM75 192V191H74ZM94 192V190H93ZM107 192V191H106ZM109 192V191H108ZM116 192V189H115ZM136 192V190H135ZM162 192V191H161ZM160 192V193H161ZM175 192V191H174ZM177 192V191H176ZM180 191H178L179 193ZM199 192V191H198ZM216 192V191H215ZM214 192V193H215ZM223 192V191H222ZM257 192V191H256ZM19 193V192H18ZM54 193V192H52ZM59 193V192H58ZM57 193V194H58ZM97 193V192H96ZM123 193V192H122ZM146 193V192H145ZM153 193V192H152ZM171 193V192H169ZM186 193V192H185ZM191 193V192H190ZM197 193V191H196ZM200 193V192H199ZM254 193V192H253ZM22 194V193H21ZM26 194V193H25ZM37 194V193H36ZM116 194V193H115ZM118 194V193H117ZM116 194V195H117ZM133 194V193H132ZM151 194V193H150ZM163 194V193H162ZM175 194V193H174ZM208 194V193H207ZM263 194V192H262ZM14 195V194H13ZM27 195V194H26ZM38 195V194H37ZM45 195V194H43ZM70 195V194H69ZM94 195V193H93ZM99 195V194H98ZM110 195V194H109ZM138 195V194H137ZM144 195V194H143ZM142 195V196H143ZM173 195V194H172ZM186 195V194H185ZM202 195V194H201ZM204 195V194H203ZM212 195V194H211ZM215 195V194H214ZM239 195V194H238ZM259 195V194H258ZM19 196V195H18ZM34 196V195H33ZM83 196V195H82ZM90 197V195H88ZM103 196V195H102ZM101 196V197H102ZM108 196V195H107ZM132 196V195H131ZM136 196V195H135ZM140 196V195H139ZM160 196V195H159ZM187 196V195H186ZM236 196V195H235ZM24 197H26L24 195ZM32 197V195H31ZM30 197V198H31ZM47 197V196H46ZM53 197V195H52ZM109 197V196H108ZM118 197V196H116ZM130 197V196H129ZM141 197V196H140ZM168 197V196H167ZM183 197V196H182ZM180 197V199L182 198ZM21 198V197H20ZM29 198V199H30ZM35 198V197H34ZM37 198V197H36ZM45 198V197H44ZM126 198V197H125ZM144 198V197H143ZM151 198V197H150ZM164 198V196H163ZM8 199V200H7ZM14 199H16L14 197ZM26 199V198H25ZM51 199V198H50ZM54 199V198H53ZM69 199V197H68ZM89 199V198H88ZM103 199V198H102ZM111 199V198H110ZM122 199V198H121ZM136 199V198H135ZM142 199V198H141ZM168 199V198H167ZM196 199V198H195ZM237 199V198H236ZM19 200V199H18ZM24 200V199H23ZM55 200V199H54ZM64 200V199H63ZM67 200V199H66ZM86 200V199H85ZM94 200V198H93ZM114 200V199H113ZM123 200V199H122ZM132 200V199H131ZM130 200V202H131ZM147 200V199H146ZM199 200V199H198ZM252 200V199H251ZM32 201V200H31ZM38 201V199H37ZM40 201V200H39ZM51 201H53L51 199ZM62 201V200H61ZM100 201V200H99ZM139 201V200H138ZM142 201V200H140ZM153 201V200H151ZM166 200H164L165 202ZM188 201V200H187ZM197 201V200H196ZM17 202V201H16ZM21 202V201H19ZM42 202V201H41ZM58 202V201H57ZM67 202V201H66ZM86 202V201H85ZM89 202V201H88ZM102 202V201H101ZM107 202V200H106ZM115 202V201H114ZM118 202V201H116ZM122 202V201H121ZM127 202V201H126ZM143 202V201H142ZM178 202V201H177ZM180 202V201H179ZM182 202V201H181ZM189 202V201H188ZM193 202V201H192ZM246 202V201H244ZM248 202V201H247ZM252 202V201H251ZM11 203V202H10ZM25 203V202H24ZM34 203V202H33ZM45 203V202H44ZM47 203V202H46ZM62 203V202H61ZM70 203V202H69ZM95 203V202H94ZM98 203V202H97ZM105 203V202H104ZM109 203V202H108ZM120 203V202H119ZM128 203V202H127ZM138 203V202H137ZM136 203V205H137ZM149 203V202H148ZM197 203V202H196ZM224 203V202H223ZM227 203V202H226ZM9 204V203H8ZM7 204V205H8ZM18 204V203H17ZM26 204V203H25ZM28 204V203H27ZM135 204V203H134ZM146 204V203H145ZM151 204V202H150ZM157 204V202H156ZM199 204V203H198ZM231 204V203H230ZM12 205V204H10ZM9 205V206H10ZM32 205V204H31ZM45 205V204H44ZM58 205V203H57ZM106 205V203H105ZM113 205V204H112ZM115 205V204H114ZM118 204L117 206H119ZM129 205V204H128ZM131 205V204H130ZM166 205V204H165ZM189 205V204H187ZM197 205V204H196ZM227 205V204H226ZM237 205V204H236ZM14 206V203H13ZM25 206V205H23ZM29 206V204H28ZM41 206V205H40ZM102 206V205H100ZM110 206V205H109ZM154 206V205H153ZM167 206V205H166ZM182 206V204H181ZM216 206V205H215ZM234 206V205H232ZM238 206V205H237ZM236 206V207H237ZM246 206V205H245ZM5 207V206H4ZM11 207V206H10ZM20 207V206H18ZM33 207V205H32ZM37 207V206H36ZM120 207V206H119ZM137 207V206H136ZM139 207V205H138ZM137 207V208H138ZM143 207V206H142ZM176 207V206H175ZM180 207V206H178ZM206 207V206H205ZM250 207V205H249ZM22 208V207H21ZM41 208V207H40ZM48 208V207H46ZM45 208V210H46ZM96 208V207H95ZM110 208V207H106ZM105 208V210H106ZM113 208V207H112ZM127 208V207H126ZM131 208V207H130ZM136 208V209H137ZM221 208V207H220ZM241 208V207H240ZM254 208V207H253ZM19 209V208H18ZM16 209V210H18ZM24 209V208H23ZM86 209V208H85ZM117 209V208H115ZM123 209V208H121ZM134 209V208H132ZM146 209V208H145ZM155 209V208H154ZM230 209V208H229ZM238 209V208H237ZM245 209V207H244ZM261 209V208H260ZM4 210V208H3ZM8 210V208H7ZM31 210V209H30ZM36 210V209H35ZM39 210V209H38ZM73 210V209H72ZM98 210V209H97ZM113 210V209H112ZM120 210V208H119ZM118 210V211H119ZM127 210V209H126ZM130 210V209H129ZM138 210V209H137ZM136 210V211H137ZM140 210V209H139ZM153 210V209H152ZM255 210V209H254ZM22 211V210H21ZM169 211V210H168ZM180 211V210H179ZM188 211V210H187ZM190 211H192L190 209ZM198 211V210H197ZM196 211V212H197ZM237 211V210H236ZM16 212V211H15ZM20 212V211H19ZM26 212V210H25ZM36 212V211H33ZM78 212V211H77ZM104 211H102L103 213ZM108 212V210H107ZM117 212V211H116ZM145 212V211H144ZM154 212V211H153ZM173 212V211H172ZM171 212V213H172ZM202 212V211H201ZM228 212V211H227ZM264 212V211H263ZM28 213V212H27ZM30 213V212H29ZM44 213V212H43ZM50 213V212H49ZM56 213V211H55ZM65 213V212H64ZM92 213V211H91ZM121 213V212H120ZM130 213V212H129ZM133 213V212H132ZM176 213V212H175ZM206 213V212H205ZM213 213V212H212ZM230 213V212H229ZM228 213V214H229ZM2 214V212H1ZM5 214V212L3 213ZM20 214V213H19ZM36 214V213H35ZM54 214V213H53ZM84 214V213H83ZM94 214V213H93ZM96 214V213H95ZM100 214V213H99ZM110 214V212H109ZM142 214V213H141ZM146 214V213H145ZM151 214V213H149ZM156 213H154L155 215ZM163 214V213H161ZM182 214V213H181ZM195 214V213H194ZM198 214V213H197ZM197 214L195 215L197 217ZM201 214V213H200ZM199 214V215H200ZM220 214V213H219ZM224 213H222L223 215ZM260 214V212H259ZM8 215V214H7ZM11 215V213H10ZM18 215V214H17ZM24 215V214H23ZM26 215V214H25ZM48 215V214H47ZM69 215V214H68ZM89 215V214H88ZM91 215V214H90ZM105 215V214H104ZM165 215V214H164ZM202 215V214H201ZM206 215V214H205ZM214 215V214H213ZM226 215V214H225ZM5 216V215H4ZM21 216V214H20ZM28 216V215H27ZM39 216V214H38ZM54 216V215H53ZM62 216V215H61ZM121 216V215H120ZM119 216V218H120ZM126 216V215H125ZM124 216V217H125ZM129 216V214H128ZM160 216V215H159ZM158 216V217H159ZM163 216V215H162ZM188 216V215H187ZM193 216V215H192ZM191 216V217H192ZM228 216V215H227ZM230 216V215H229ZM238 216V215H237ZM240 216V215H239ZM262 216V215H261ZM6 217V216H5ZM8 217V216H7ZM17 217V216H15ZM47 217V216H46ZM52 217V216H51ZM57 217V215H56ZM82 217V214H81ZM96 217V216H95ZM101 217V215H100ZM99 217V218H100ZM136 217V216H135ZM145 217V216H144ZM155 217V216H154ZM189 217V216H188ZM212 217V216H211ZM223 217V216H222ZM263 217V216H262ZM10 218V217H9ZM19 218V217H18ZM30 218V217H28ZM94 218V217H93ZM102 218V217H101ZM128 218V217H127ZM156 218V217H155ZM169 218V217H168ZM179 218V217H178ZM220 218V217H218ZM225 218V217H224ZM228 218V217H227ZM240 218V217H239ZM264 218V217H263ZM23 219V218H22ZM26 220V218L24 217ZM32 219V218H31ZM67 219V218H66ZM80 219V218H79ZM85 219V218H84ZM87 219V218H86ZM131 219V218H130ZM158 219V218H157ZM161 219V218H160ZM171 219V218H170ZM194 219V218H193ZM199 219V218H198ZM206 219V218H205ZM252 219V218H251ZM259 219V218H258ZM19 220V219H18ZM30 220V219H29ZM51 220V219H50ZM88 220V219H87ZM108 220V219H107ZM106 220V221H107ZM143 220V218H142ZM141 220V221H142ZM159 220V219H158ZM177 220V219H176ZM175 220V221H176ZM191 220V219H190ZM189 220V222H190ZM227 220V219H226ZM229 220V219H228ZM234 220V219H233ZM263 220V219H262ZM48 221V220H47ZM53 221V220H52ZM70 221V219H69ZM73 221V220H72ZM102 221V219H101ZM111 221V220H110ZM163 221V220H162ZM167 221V220H166ZM174 221V222H175ZM178 221V220H177ZM184 221V220H183ZM196 221V220H194ZM222 221V220H221ZM224 221V220H223ZM35 222V221H33ZM39 222V221H38ZM68 222V221H67ZM82 222V221H80ZM93 222V221H92ZM136 222V221H135ZM140 222V221H139ZM150 222V221H148ZM156 222V221H155ZM158 222V221H157ZM156 222V223H157ZM182 222V221H181ZM187 222V221H185ZM204 222V221H203ZM247 222V221H246ZM24 223V222H23ZM41 223V222H40ZM53 223V222H52ZM60 223V222H59ZM83 223V222H82ZM114 223V222H113ZM112 223V224H113ZM120 223V222H119ZM134 223V222H133ZM162 222H160L161 224ZM183 223V222H182ZM220 223V222H219ZM222 223V222H221ZM229 223V222H228ZM241 223V222H240ZM254 223V222H253ZM257 223V221H256ZM263 223V222H262ZM43 224V223H42ZM80 224V223H79ZM92 224V223H91ZM139 224V223H138ZM148 224V223H147ZM172 224V223H171ZM191 224V223H190ZM197 224V223H195ZM194 224V225H195ZM204 224V223H203ZM239 224V223H238ZM264 224V223H263ZM27 225V224H26ZM49 225V224H48ZM81 225V224H80ZM86 225V224H85ZM100 225V224H99ZM146 225V224H145ZM149 225V224H148ZM147 225V226H148ZM178 225V224H177ZM28 226V225H27ZM54 226V224H53ZM70 226V225H69ZM87 226V225H86ZM94 226V225H93ZM172 226V225H171ZM186 226V224H184ZM189 226V225H187ZM186 226V227H187ZM192 226V225H191ZM196 226V225H195ZM199 226V225H197ZM217 226V225H216ZM236 226V225H235ZM240 227V225H238ZM248 226V225H247ZM253 226V225H252ZM55 227V226H54ZM101 227V226H100ZM130 227V225H129ZM155 227V226H154ZM159 227V226H158ZM165 227V225H164ZM208 227V226H207ZM225 227V226H224ZM234 227V226H233ZM232 227V228H233ZM9 227L4 222V217L0 216V246L5 249L14 251L18 243L12 239L9 234ZM82 228V227H81ZM84 228V227H83ZM111 228V226H110ZM122 228V227H121ZM132 228V227H130ZM162 228V227H161ZM167 228V227H166ZM170 228V227H169ZM168 228V230H169ZM174 228V227H173ZM189 227L188 230H190ZM198 228V227H197ZM206 228V227H205ZM227 228V227H226ZM249 228V227H248ZM256 228V226H255ZM26 229V228H25ZM55 229V228H54ZM135 229V228H134ZM153 229V227H152ZM163 229V228H162ZM178 229V228H177ZM193 229V228H192ZM16 230V229H15ZM14 230V231H15ZM18 230V229H17ZM16 230V231H17ZM77 230V229H76ZM85 230V229H84ZM89 230V229H88ZM95 230V228H94ZM98 230V229H96ZM157 230V229H156ZM187 230V231H188ZM203 230V228H202ZM237 230V229H236ZM15 231V232H16ZM83 231V230H82ZM159 231V230H158ZM174 231V230H173ZM195 231V229H194ZM197 231V230H196ZM218 231V230H217ZM233 231V230H232ZM259 231V230H258ZM12 232V231H11ZM20 232V231H19ZM25 232V231H24ZM53 232V231H52ZM106 232V231H105ZM198 232V231H197ZM216 232V231H215ZM245 232V231H244ZM22 233V232H21ZM91 233V232H90ZM188 233V232H186ZM183 233V234H186ZM205 233V232H204ZM240 233V231H239ZM254 233V232H253ZM258 233V232H257ZM29 234V233H28ZM43 234V233H41ZM77 234V232H76ZM131 234V232H130ZM157 234V232H156ZM159 234V233H158ZM172 234V233H171ZM176 234V232H175ZM174 234V236H175ZM182 234V233H181ZM226 234V233H225ZM237 234V233H236ZM243 234V233H242ZM33 235V234H32ZM71 235V234H70ZM177 235V234H176ZM187 235V234H186ZM195 235H198L195 233ZM201 235V234H200ZM208 235V234H207ZM258 235V234H257ZM17 236V235H16ZM19 236V235H18ZM42 236V235H41ZM66 236V235H64ZM83 236V235H82ZM154 236V235H153ZM163 236V235H162ZM170 236V234H169ZM189 236V235H188ZM192 236V235H191ZM190 236V237H191ZM212 236V235H210ZM216 236V235H215ZM240 236V235H239ZM22 237V236H20ZM25 237V236H24ZM30 237V236H29ZM27 236V238H29ZM37 237V236H36ZM79 237V236H78ZM90 237V236H89ZM128 237V236H127ZM132 237V236H131ZM164 237V236H163ZM180 237V236H179ZM194 237V236H193ZM199 237V236H198ZM206 237V236H205ZM224 237V236H222ZM252 237V236H251ZM256 237V236H255ZM264 237V236H263ZM75 238V237H74ZM155 238V237H154ZM162 238V237H161ZM165 238V237H164ZM238 238V237H237ZM261 238V237H260ZM62 239V238H61ZM65 239V238H64ZM72 239V238H71ZM175 239V238H174ZM183 239V238H182ZM202 239V238H201ZM245 238L243 237V240ZM19 240V239H18ZM17 240V241H18ZM23 240V239H22ZM74 240V239H73ZM77 240V239H76ZM168 240V239H167ZM176 240V239H175ZM178 240V239H177ZM191 240V239H190ZM196 240V239H195ZM209 240V239H208ZM212 240V239H211ZM210 240V241H211ZM224 240V239H223ZM231 240V239H230ZM255 240V239H254ZM260 240V239H259ZM263 240V239H262ZM29 241V240H28ZM32 241V240H31ZM30 241V242H31ZM48 241V240H47ZM71 243V240H69ZM111 241V240H110ZM163 241V240H161ZM170 241V240H169ZM172 241V239H171ZM189 241V240H187ZM200 241V239H199ZM202 241V240H201ZM214 241V240H213ZM239 241V240H238ZM251 241V239H250ZM21 242V241H20ZM74 242V241H73ZM101 242V241H100ZM182 242V241H181ZM193 242V241H192ZM195 242V241H194ZM204 242V241H203ZM217 242V240H216ZM23 243V242H22ZM83 243V242H82ZM155 243V242H154ZM162 243V242H161ZM164 243V242H163ZM167 243V242H166ZM165 243V244H166ZM186 243V242H185ZM212 243V242H210ZM225 243V242H224ZM223 243V244H224ZM227 243V242H226ZM229 243V242H228ZM235 243V242H234ZM255 243V241H254ZM261 243V242H260ZM28 244V243H27ZM170 244V243H169ZM172 244V243H171ZM183 244V243H182ZM188 244V243H187ZM191 244V243H190ZM196 243H194L195 245ZM200 244V243H199ZM202 244V243H201ZM208 244V243H206ZM216 244V243H215ZM214 244V245H215ZM221 243V245H223ZM232 244V243H231ZM230 244V245H231ZM239 244V242H238ZM244 244V243H243ZM249 244V243H248ZM22 245V244H21ZM68 245V244H67ZM66 245V246H67ZM90 245V244H89ZM93 245V244H92ZM96 245V244H95ZM175 245V244H174ZM178 245V244H177ZM176 245V246H177ZM193 245V244H192ZM217 245V244H216ZM226 245V244H225ZM28 246V245H27ZM87 246V245H86ZM162 246V245H161ZM168 246V245H167ZM172 246V245H171ZM180 246V245H179ZM185 246V244H184ZM189 246V245H188ZM207 247V245H204ZM210 246H212L210 244ZM254 246V245H253ZM24 247V246H22ZM43 247V246H42ZM77 247V246H76ZM85 248V246H83ZM166 247V246H165ZM170 247V246H169ZM168 247V248H169ZM191 247V245H190ZM194 247V246H192ZM215 247V246H214ZM218 247V245H217ZM215 247V248H217ZM234 247V246H233ZM236 247V246H235ZM28 248V247H27ZM65 248V247H64ZM92 248V247H91ZM94 248V247H93ZM99 248V247H98ZM175 248V247H174ZM188 248V247H187ZM186 248V249H187ZM237 248V247H236ZM79 249V248H78ZM201 249V248H200ZM199 249V250H200ZM208 249V247L206 248ZM223 249V246H222ZM258 249V248H256ZM3 250V249H1ZM21 250V249H20ZM91 250V249H90ZM90 250H87L90 252ZM170 250V248H169ZM192 250V249H191ZM196 250V249H194ZM213 250V249H212ZM65 251V250H64ZM76 251V250H75ZM74 251V252H75ZM94 251V250H93ZM96 251V250H95ZM100 251V250H99ZM108 251V250H107ZM161 251V250H160ZM179 251V250H178ZM182 251V250H181ZM201 251V250H200ZM206 251V250H205ZM214 251V250H213ZM217 251V249H216ZM227 251V249H226ZM224 251V252H226ZM233 251V250H232ZM238 251V249H237ZM261 251V250H260ZM6 252V251H5ZM22 252V251H21ZM184 252V251H183ZM182 252V253H183ZM196 252V251H195ZM203 252V251H201ZM212 252V251H211ZM220 252V249H219ZM244 252V251H243ZM2 253V252H1ZM27 253H30L29 251ZM92 253V252H91ZM192 253V252H191ZM215 253V252H214ZM217 253V252H216ZM215 253V254H216ZM231 253V252H230ZM237 253V252H236ZM6 253H4L5 255ZM9 254V252H8ZM42 254V253H41ZM97 254V251H96ZM104 254V253H103ZM163 254V253H162ZM187 254V252H186ZM207 254V253H205ZM233 254V253H232ZM252 254V253H250ZM258 254V253H257ZM264 254V253H263ZM24 255V254H23ZM37 255V254H36ZM52 255V254H51ZM95 255V254H94ZM198 255V254H197ZM196 255V256H197ZM222 255V254H221ZM236 255V254H235ZM259 255V254H258ZM14 256V255H13ZM20 256V255H19ZM63 256H65L63 254ZM87 256V255H85ZM97 256V255H96ZM158 256V255H157ZM172 256V255H171ZM175 256V255H174ZM182 256V254H181ZM189 256V255H188ZM192 256V255H190ZM195 256V255H194ZM199 256V255H198ZM197 256V257H198ZM207 256V255H206ZM212 256V255H211ZM210 256V257H211ZM217 256V255H216ZM224 256V255H223ZM222 256V257H223ZM233 256V255H232ZM18 257V256H17ZM22 257V256H21ZM69 257V256H68ZM102 257V256H101ZM180 257V256H179ZM184 257V255H183ZM204 257V254H203ZM228 257V256H227ZM12 258V257H11ZM14 258V257H13ZM19 258V257H18ZM17 258V259H18ZM53 258V257H52ZM95 258V256H94ZM158 258V257H157ZM172 258V257H171ZM174 258V257H173ZM182 258V257H181ZM186 258V257H184ZM183 258V259H184ZM201 258V257H200ZM205 258V257H204ZM214 258V257H213ZM216 258V257H215ZM230 258V257H229ZM9 259V258H8ZM57 259V258H56ZM75 259V258H74ZM88 259V257H87ZM114 259V258H113ZM178 259V258H177ZM188 259V258H187ZM195 260V258H193ZM202 259V258H201ZM235 259V258H234ZM15 261V259H13ZM20 263L24 264L25 259H20ZM35 260V259H33ZM110 260V259H109ZM115 260V259H114ZM121 260V259H120ZM162 260V259H161ZM175 260V258H174ZM189 260V259H188ZM191 260V258H190ZM189 260V261H190ZM200 260V259H199ZM198 260V261H199ZM221 260V258H220ZM219 260V261H220ZM29 261V260H27ZM39 261V260H38ZM48 261V260H47ZM51 262V260H49ZM48 261V262H49ZM88 261V260H87ZM97 261V260H96ZM129 261V260H128ZM166 261V260H165ZM169 261V260H168ZM172 261V260H171ZM181 261V260H180ZM183 261V260H182ZM201 261V260H200ZM212 261V260H211ZM211 261L203 264H213ZM216 261V260H215ZM226 261V260H225ZM249 261V260H248ZM260 261V260H259ZM33 262V261H32ZM58 262V261H57ZM115 262V261H114ZM159 262V261H158ZM170 262V261H169ZM175 262V261H174ZM203 262V261H201ZM230 262V261H228ZM255 263V261L253 260ZM258 261H256L257 263ZM31 263V262H30ZM59 263V262H58ZM89 263V262H88ZM104 263V262H103ZM113 263V261H112ZM131 263V262H130ZM137 263V262H136ZM135 263V264H136ZM161 263V262H160ZM166 263V262H165ZM192 263V262H190ZM217 263V262H216ZM224 263V262H223ZM233 263V262H232ZM235 263V261H234ZM233 263V264H234ZM251 263V264H254ZM260 262H258L259 264ZM0 264H10L3 254H0ZM13 264V263H12ZM27 264V263H25ZM47 264V262H46ZM91 264V263H90ZM115 264V263H114ZM155 264V263H154ZM189 264V263H188ZM243 264V263H241ZM245 264V263H244ZM262 264V263H261ZM264 264V263H263Z\"/></svg>",
	"mask_w": 264,
	"mask_h": 264
}]
</instances>
